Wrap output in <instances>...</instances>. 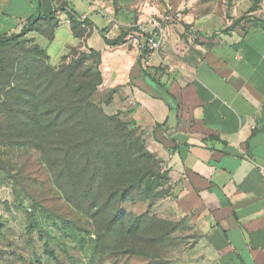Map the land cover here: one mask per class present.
Listing matches in <instances>:
<instances>
[{
  "label": "crops",
  "instance_id": "crops-1",
  "mask_svg": "<svg viewBox=\"0 0 264 264\" xmlns=\"http://www.w3.org/2000/svg\"><path fill=\"white\" fill-rule=\"evenodd\" d=\"M225 11V0H0V36L37 23L35 44L65 28L66 54L98 52L96 102L142 132L166 173L152 215L188 235L190 264H264V25L228 29ZM159 32L150 51L143 36Z\"/></svg>",
  "mask_w": 264,
  "mask_h": 264
},
{
  "label": "rangeland",
  "instance_id": "rangeland-1",
  "mask_svg": "<svg viewBox=\"0 0 264 264\" xmlns=\"http://www.w3.org/2000/svg\"><path fill=\"white\" fill-rule=\"evenodd\" d=\"M225 9L228 29L238 26L242 30L258 21L264 25V0H225ZM68 36L65 28L52 42L32 34L46 51L51 67L57 66L66 54ZM83 55L84 51H79L73 59ZM93 69L86 63L80 72L94 73ZM93 81L92 74L81 83L87 87ZM96 99L95 96L92 100ZM18 117L22 119L21 113ZM0 118V264L191 263L190 238L184 230L152 215V203L157 199L154 194L164 192L163 180L157 165L140 150L141 136L137 130L130 125L124 127V181L149 175L131 190L121 206L123 214L112 223L111 207L96 210L77 200L79 197V209L67 202L41 153L29 143L28 127L6 116ZM119 119L126 122L121 116ZM112 128L116 125H107L104 135L113 137ZM70 189L66 186L69 193ZM152 216L161 224L154 223ZM136 217L142 219V230L128 234L127 223ZM152 236L156 240L149 241Z\"/></svg>",
  "mask_w": 264,
  "mask_h": 264
},
{
  "label": "trees",
  "instance_id": "trees-1",
  "mask_svg": "<svg viewBox=\"0 0 264 264\" xmlns=\"http://www.w3.org/2000/svg\"><path fill=\"white\" fill-rule=\"evenodd\" d=\"M69 16L73 35L80 38L86 24L76 20L71 13ZM46 20L50 29L47 36L51 39L58 23L52 17ZM40 27L37 23H28L18 35L0 36V117L3 120L6 116L28 127L29 143L41 153L67 202L79 209L76 201L79 197L77 200L96 210L111 207L114 209L113 223L123 214L121 206L127 201L128 194L142 177L149 175L124 181L127 173L124 172V155L121 156L126 145L124 127L130 125L140 133L139 148L157 165L162 186L166 183V173L159 161L146 150L142 132L134 124L120 121V115H106L99 103L92 100L102 84L100 54L90 50L80 59H73L77 52L83 51L69 48L59 64L51 67L46 51L27 38L32 31L45 33ZM105 42L117 46L121 41ZM86 63L94 67V73L91 70L80 72ZM92 74L94 81L83 86L81 82ZM109 100L110 97L104 101L108 103ZM20 113L22 119L18 117ZM112 124L116 125L112 128L115 135L108 137L104 132L106 126ZM66 186H71V193ZM164 192L155 193L154 197L159 198ZM140 218L127 223L128 234L142 230ZM152 220L161 224L153 216ZM153 240L156 239L152 236L149 241ZM138 254L141 255L140 251ZM143 254L148 256V253Z\"/></svg>",
  "mask_w": 264,
  "mask_h": 264
},
{
  "label": "built area",
  "instance_id": "built-area-1",
  "mask_svg": "<svg viewBox=\"0 0 264 264\" xmlns=\"http://www.w3.org/2000/svg\"><path fill=\"white\" fill-rule=\"evenodd\" d=\"M85 20L84 17L81 18V21ZM161 34L159 33H151L143 36V44L147 47L150 51H157L161 44ZM134 42L139 45L137 40L135 39Z\"/></svg>",
  "mask_w": 264,
  "mask_h": 264
}]
</instances>
